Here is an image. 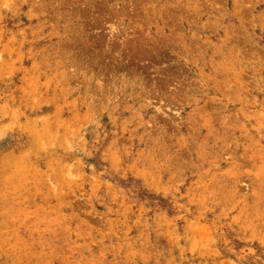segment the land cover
Returning a JSON list of instances; mask_svg holds the SVG:
<instances>
[{"label": "rangeland", "instance_id": "rangeland-1", "mask_svg": "<svg viewBox=\"0 0 264 264\" xmlns=\"http://www.w3.org/2000/svg\"><path fill=\"white\" fill-rule=\"evenodd\" d=\"M0 264H264V0H0Z\"/></svg>", "mask_w": 264, "mask_h": 264}]
</instances>
